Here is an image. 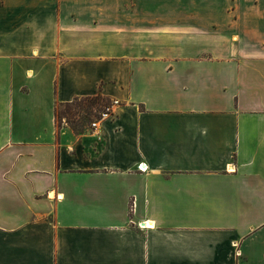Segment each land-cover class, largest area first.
Returning <instances> with one entry per match:
<instances>
[{
	"label": "crops",
	"instance_id": "1",
	"mask_svg": "<svg viewBox=\"0 0 264 264\" xmlns=\"http://www.w3.org/2000/svg\"><path fill=\"white\" fill-rule=\"evenodd\" d=\"M0 264H264V0H0Z\"/></svg>",
	"mask_w": 264,
	"mask_h": 264
},
{
	"label": "rangeland",
	"instance_id": "2",
	"mask_svg": "<svg viewBox=\"0 0 264 264\" xmlns=\"http://www.w3.org/2000/svg\"><path fill=\"white\" fill-rule=\"evenodd\" d=\"M81 99H78V101H74L68 107L62 106L58 108V121L60 123L66 121L70 125L77 127L80 124H87L91 122V120L93 119L94 104H90L89 102H87V100ZM68 109L70 110L68 111Z\"/></svg>",
	"mask_w": 264,
	"mask_h": 264
},
{
	"label": "built area",
	"instance_id": "3",
	"mask_svg": "<svg viewBox=\"0 0 264 264\" xmlns=\"http://www.w3.org/2000/svg\"><path fill=\"white\" fill-rule=\"evenodd\" d=\"M121 105L122 101L119 98H109L95 103L93 106V119L90 122L91 128L96 130L100 127L103 121L116 118ZM139 169L145 171L147 166L144 163H141Z\"/></svg>",
	"mask_w": 264,
	"mask_h": 264
},
{
	"label": "trees",
	"instance_id": "4",
	"mask_svg": "<svg viewBox=\"0 0 264 264\" xmlns=\"http://www.w3.org/2000/svg\"><path fill=\"white\" fill-rule=\"evenodd\" d=\"M83 99H85V100H87V102H89L90 104H95V103H98V102H101V101H104L105 99L104 98H102V97H100V96H96V97H87V98H83ZM83 99H81V100H83ZM74 101H78V99H76V100H74ZM73 101V102H74ZM72 102V103H73ZM70 104L71 103H68V104H65V105H63V107H68V106H70ZM59 107H62L61 105H58L57 107H56V110H57V115H58V108ZM66 110V109H65ZM70 109H68V111H69ZM61 114H63V113H61ZM62 116H64V115H62Z\"/></svg>",
	"mask_w": 264,
	"mask_h": 264
}]
</instances>
